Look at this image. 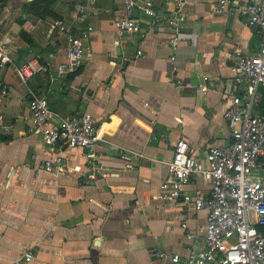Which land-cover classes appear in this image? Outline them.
<instances>
[{
    "label": "crops",
    "instance_id": "obj_1",
    "mask_svg": "<svg viewBox=\"0 0 264 264\" xmlns=\"http://www.w3.org/2000/svg\"><path fill=\"white\" fill-rule=\"evenodd\" d=\"M216 1H182L173 45L177 31L165 18L175 0H153V16L136 4L126 10L123 0H0V45L10 58L0 66V264L27 250V264H170L172 253L202 245L205 210L158 192L177 138L195 157L229 140L225 95L243 89L234 60L254 51L258 34L239 12L213 11ZM123 16L134 17V29L117 31L113 21ZM60 24L86 32L90 55L71 70L57 69L65 60ZM27 61L36 70L21 81L15 66ZM31 92L46 96L49 123L90 112L96 160L109 175L89 177L80 147L41 141L29 120ZM250 110L264 115L261 85ZM134 151L142 155L127 168L121 155ZM54 155L59 167L45 170ZM208 188L198 174L182 186L191 195ZM152 248L162 254L151 256Z\"/></svg>",
    "mask_w": 264,
    "mask_h": 264
},
{
    "label": "built area",
    "instance_id": "obj_2",
    "mask_svg": "<svg viewBox=\"0 0 264 264\" xmlns=\"http://www.w3.org/2000/svg\"><path fill=\"white\" fill-rule=\"evenodd\" d=\"M183 0H175L174 10L166 16L165 22L177 31L170 38L171 44L181 38L179 23L184 19L181 12ZM128 10L136 4L150 15H154L153 0H123ZM211 9L218 13H232L234 10L243 16V21L258 34V44L253 52L237 54L233 64V80L241 85L227 91L228 101L223 108L222 117L228 126L229 140L223 144L210 143L202 149V157L188 152L184 139L177 138L173 144L170 158L166 161V176L159 183L158 196L162 199H178L194 208L205 210V222L200 228L199 239L202 245L193 249L184 257L178 253L169 255L170 264H264V175L257 173L264 156V115L250 110L255 88L264 87V0H245L236 4L233 0H217ZM119 32L134 29V17L123 16L113 21ZM65 32V60L58 64L59 71L71 70L90 55L89 46L83 42L86 35L74 34L60 24ZM137 54L140 50L136 51ZM10 60L0 45V66ZM46 70L47 62L40 65ZM36 68L31 62L15 66V72L21 81L29 78ZM30 123L39 129L42 142L56 147H80L83 150L89 177L94 174L107 176L110 170L96 160L95 142L98 138L97 127L88 111L49 123L51 110L46 96L31 92L28 101ZM142 154L124 152L122 158L125 167ZM60 156L44 159L45 170L57 169ZM198 174L208 184L206 195L196 192L194 195L182 189L183 184ZM187 237L194 234L185 228ZM151 256L162 253L156 248L149 250ZM32 254L29 250L9 264H27Z\"/></svg>",
    "mask_w": 264,
    "mask_h": 264
},
{
    "label": "water",
    "instance_id": "obj_3",
    "mask_svg": "<svg viewBox=\"0 0 264 264\" xmlns=\"http://www.w3.org/2000/svg\"><path fill=\"white\" fill-rule=\"evenodd\" d=\"M133 10H135V11H136V8H133Z\"/></svg>",
    "mask_w": 264,
    "mask_h": 264
}]
</instances>
